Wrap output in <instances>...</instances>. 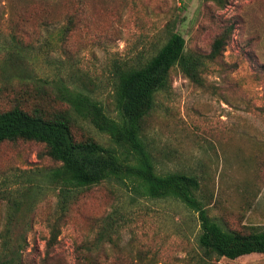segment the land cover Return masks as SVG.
Here are the masks:
<instances>
[{
    "label": "rangeland",
    "instance_id": "374dc122",
    "mask_svg": "<svg viewBox=\"0 0 264 264\" xmlns=\"http://www.w3.org/2000/svg\"><path fill=\"white\" fill-rule=\"evenodd\" d=\"M172 21L187 50L207 54L220 36L227 45L204 68L202 85L172 70L170 88L157 95L145 118V139L159 172L200 175L212 196L210 215L247 232L264 225V0H0V45L14 37L25 57L19 72L0 75V111L67 108L35 88L37 77L60 76L116 115L113 65L146 60L166 40ZM20 72L24 78L15 75ZM73 132L78 140L111 143L85 120ZM58 165L43 142L6 141L0 145V190H14ZM131 194L103 182L62 212L57 192L46 189L16 217L13 239L17 244L22 236L23 246L13 261L0 237V264H193L197 214L174 200L133 202ZM116 209L121 226L113 241L99 242ZM7 215L0 201V232ZM215 264H264V253Z\"/></svg>",
    "mask_w": 264,
    "mask_h": 264
},
{
    "label": "trees",
    "instance_id": "16d2710c",
    "mask_svg": "<svg viewBox=\"0 0 264 264\" xmlns=\"http://www.w3.org/2000/svg\"><path fill=\"white\" fill-rule=\"evenodd\" d=\"M176 21L166 27V40L144 61L134 65L116 62L113 65L116 115L88 91L69 84L63 77H37L35 88L41 98L68 105L64 109L48 110L36 107L28 111L16 105L0 111V145L18 139L43 142L50 156L60 165L29 177L14 190H0V201L8 206L7 223L0 232L3 245L13 258L23 244L15 239L18 214L32 209L46 189L57 192L59 206L66 212L88 188L108 182L125 187L133 202L140 199L177 201L197 214L200 231L193 264H215L222 257L236 259L251 253H264V225L251 226L249 231L232 229L212 217L209 204L212 196L203 188L200 175L183 171L159 172L155 157L145 139V118L155 108L157 95L171 86L175 67L196 84H203V70L215 60L227 45V38L215 39L207 54L190 51L186 39L176 29ZM5 56L0 57V75L20 71L24 50L12 37L0 45ZM24 78L21 74H15ZM26 78V77H25ZM82 120L109 136L105 145L94 137L78 140L73 127ZM120 210L107 218L98 241H113L118 231ZM124 215L121 216V219ZM24 230V228H22Z\"/></svg>",
    "mask_w": 264,
    "mask_h": 264
}]
</instances>
